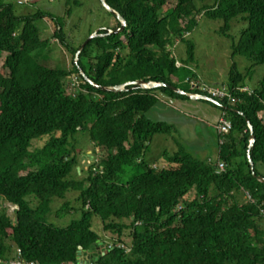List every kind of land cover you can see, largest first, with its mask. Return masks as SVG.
<instances>
[{
	"label": "trees",
	"instance_id": "1",
	"mask_svg": "<svg viewBox=\"0 0 264 264\" xmlns=\"http://www.w3.org/2000/svg\"><path fill=\"white\" fill-rule=\"evenodd\" d=\"M104 1L125 26L113 32L120 25L114 17L116 26L97 30L102 35L90 38L75 61L79 44L64 37L61 16L43 10L17 14L11 2L0 0V53L5 52L0 200L16 206L11 214L0 208V259L13 257L17 248L27 261L76 264L78 246L86 250L102 241L91 225L97 217L112 237L103 239L104 253L96 264H264L259 210L264 208V182L255 177H264L258 169L264 166V74L249 87L251 93L237 89L251 80L250 67L264 64V0H212L200 6L195 0ZM201 10L206 18L221 21L219 32L231 39V55L249 61L247 72L238 70L234 60L229 66L224 87L233 102L213 96L217 104L203 100L219 110L218 116L225 113L231 129L219 135L214 159L182 148L165 151L158 162L149 159V144L154 134L166 133L167 124L148 118L147 112L158 95L187 99L167 86L177 87L167 80L171 75L181 80L167 46L179 37L186 46L184 64L193 60V42L183 34L195 26L194 14ZM42 18L54 23L53 37L71 54V69L44 63L49 40L40 37L36 23ZM234 19L244 23L237 38L228 33ZM72 73L79 77L74 89L67 81ZM83 74L104 86L138 79L165 85L104 91ZM190 77L183 91L211 97L205 88L191 86ZM77 134L104 151L80 181L71 175L76 173ZM44 136L41 146L30 148ZM219 160L225 163L221 172L216 171ZM74 188L78 216L64 226L48 222L50 200ZM189 191L194 193L190 199Z\"/></svg>",
	"mask_w": 264,
	"mask_h": 264
},
{
	"label": "rangeland",
	"instance_id": "2",
	"mask_svg": "<svg viewBox=\"0 0 264 264\" xmlns=\"http://www.w3.org/2000/svg\"><path fill=\"white\" fill-rule=\"evenodd\" d=\"M6 1L13 4L14 11L17 14H31L37 10H43L61 16L63 20L62 28L64 37L68 42H72L74 46L82 43L91 33H95L101 28H112L116 26L117 23L114 16L108 14V11L103 7L100 0H27L23 3H19L18 0ZM195 1L199 6L201 4L208 5L212 3V0ZM168 5H171V3L169 2ZM194 17L197 21L195 26L189 32L183 34L185 39H189L193 42V60L184 64V58H186V46L179 37L175 36L171 39L167 48L171 50V54L176 59V62L174 63L175 67H179L177 68L178 71L176 70L175 73L181 77V80L173 79L171 73L165 71L164 73L167 77L171 75V79L167 80H171L177 85V87L175 86L176 90L187 88L186 81L184 80H186V76L190 77V70L195 73V77H190L191 79H189L193 81L194 88L201 89L202 87L208 88L211 86L224 87L232 60L236 61L237 69L241 72L246 71L249 61L240 55H231V39L220 34L219 27L222 24L220 20L206 18L203 15L202 10L196 12ZM36 23L39 27L40 37L48 38L49 40L46 48L42 52L44 54L49 53L47 54L44 63L47 66L71 69V54L61 46L56 38L53 37L54 23L47 18H42L41 21H37ZM243 26L244 23L242 20L234 19L230 23L228 33L234 38H237L240 29ZM107 31L109 33L110 30ZM4 55L5 52L0 53L1 71H3L1 64L4 60ZM83 60L86 61L85 58H83ZM185 68H188V70ZM249 70L252 73L251 80L247 79L245 84L247 87L251 88L264 74V64L250 67ZM78 78L79 77L73 73L67 76L68 84L69 86L72 85L73 89L79 82ZM200 83L201 86L199 85ZM161 85L165 84L163 83ZM167 86L169 87L173 85L168 84ZM163 98H166L165 94H163ZM181 103L184 108L181 112H186L185 116H179L177 114L168 115L165 110L160 108H157L156 110L150 109L147 112L148 118L155 121H162L167 124L165 129L166 133L154 134L152 136L149 144V159L155 158L160 162L161 155L165 151L168 154H171L177 149L188 150L194 156L199 158H203L206 154L213 153V148L210 143L211 129L209 126L206 127V117L211 119L217 108L203 100L190 99L188 97L187 99H183V101L181 100ZM203 114L205 116H203ZM47 138L48 137L44 136L34 140L30 148L34 149L41 146ZM201 144L206 145V147L200 149ZM74 145L77 165L75 167L76 173H72L71 175L75 181H80L86 177V170L89 168V165L92 166V164L98 160L99 156H103L104 151L100 150L99 147L94 146L87 140L86 136H82V134L76 135ZM258 169L264 172L263 165H259ZM77 195L78 190L74 188L67 190L63 197H54L51 199L49 203L50 210L46 213V220L57 226H64L68 224L71 219L76 218L78 216V207L80 205V202L76 199ZM193 195L194 193L189 191L186 197L190 199ZM65 202H68V210L66 211H64L65 208H63ZM32 203L35 204V201H32ZM0 208H5L7 214H11L15 209L13 204L7 203L3 200H0ZM91 221L92 229L98 231L102 236V239L107 240L106 238L112 237L110 232L102 231L101 224L97 217H92Z\"/></svg>",
	"mask_w": 264,
	"mask_h": 264
},
{
	"label": "water",
	"instance_id": "3",
	"mask_svg": "<svg viewBox=\"0 0 264 264\" xmlns=\"http://www.w3.org/2000/svg\"><path fill=\"white\" fill-rule=\"evenodd\" d=\"M101 4L103 5L104 8H106V10L108 12H110L118 21H120V25L117 29L113 30V32H119L120 30H122V28L125 26V20L124 18L117 12L115 11L113 8H111L104 0H100ZM97 34H100V33H97V31L95 33H91L90 35H88L86 37V39H84V41L82 43L79 44L77 50L75 51V55H74V60L76 61L77 57H78V54L80 52V50L82 49V47L84 46V44L92 37H94L95 35ZM83 77L86 81H88L89 83L92 84L93 87L95 88H99L101 90H104V91H120L123 89V86L124 85H127V84H134V85H138V86H141V87H144V88H150V87H154L156 85H161L163 84L162 82H157V83H153L151 81H144L142 79H138V80H134V81H127L125 82L124 84H118V85H113V86H104V85H100V84H97V83H94L92 82L90 79H87L86 76L83 74ZM169 88L173 89L174 91L176 92H179V93H185L188 95V97H191V98H198V99H204V100H207V101H210L212 103H215L217 104V101L206 96V95H199V94H193V93H186V92H183L181 90H176L175 87L173 86H169ZM249 127V138H250V143L249 145H251L253 143V140H254V136L252 134V130L250 128V125H248ZM248 161L251 165V169H252V162H251V158L248 156ZM253 175H255L253 172H252ZM259 181H263L264 182V177L262 176H255ZM97 244L94 245V249H93V245H90L88 249H86L85 251H82L81 249V246H78V249H77V256H76V260H77V264H96L97 263V259L98 257L100 256V252L102 250H104V247H103V244L101 241H97L96 242Z\"/></svg>",
	"mask_w": 264,
	"mask_h": 264
},
{
	"label": "built area",
	"instance_id": "4",
	"mask_svg": "<svg viewBox=\"0 0 264 264\" xmlns=\"http://www.w3.org/2000/svg\"><path fill=\"white\" fill-rule=\"evenodd\" d=\"M27 0H18L19 3H23ZM189 83L191 85H194L193 84V81L189 80ZM237 89L239 91H246L248 93H251V89L247 86H242V87H237ZM205 90H207V92L210 93L211 97H217V98H226L229 102H233L234 98L230 95L229 91H227V89L223 86H220V87H208V88H205ZM224 112H221L220 115L217 117V120H216V124H215V129H216V132L222 136V135H226L227 133H229L230 129H231V122L230 120L224 116ZM224 139L220 137L219 141L218 142H223ZM216 165V171L217 172H221L225 169V163L221 160L217 161L215 163ZM246 198L250 201H252L250 195L248 193H246ZM15 208V206H14ZM260 210V214L263 216L262 219H264V208H259ZM110 248V246H108ZM128 248L125 249V251H127ZM0 264H40L39 262H36V263H33V262H30V261H27L25 259H23L21 256H20V250L19 249H15L14 251V255L13 257L7 259V260H4V259H0ZM59 264H63V262H60ZM68 264H72L71 262H68Z\"/></svg>",
	"mask_w": 264,
	"mask_h": 264
},
{
	"label": "crops",
	"instance_id": "5",
	"mask_svg": "<svg viewBox=\"0 0 264 264\" xmlns=\"http://www.w3.org/2000/svg\"><path fill=\"white\" fill-rule=\"evenodd\" d=\"M190 93H194V92H190ZM186 96L188 97L187 94H186ZM188 98H190V99H198V98H191V97H188ZM181 100L182 99L169 98L168 96H166V98H163V95H158L157 103L151 109L152 110H156L157 108H160L162 110H165V112H167L168 115L177 114L179 116L180 115L181 116H185L186 112H181L184 109L183 106H182ZM202 100H204V99H202ZM218 114H219V110L216 109V112H215L214 116H212L211 119L206 117L207 118L206 127L209 126L210 129H211V135H210L211 141H210V143H211V146L213 148V153L212 154H206L204 156L207 159L208 158H211V159L213 158L214 159L216 157V155H217V150H218L217 139L219 137V134L216 132L215 123H216ZM203 116H205V115L203 114ZM210 143H209V145H210ZM204 147H206V145L201 144L200 149H203ZM102 241H104V240L102 239Z\"/></svg>",
	"mask_w": 264,
	"mask_h": 264
},
{
	"label": "bare ground",
	"instance_id": "6",
	"mask_svg": "<svg viewBox=\"0 0 264 264\" xmlns=\"http://www.w3.org/2000/svg\"><path fill=\"white\" fill-rule=\"evenodd\" d=\"M86 78H87V77H86ZM87 79H88V78H87ZM153 83H157V82H153ZM127 85H133V87H134V86L141 87V86L134 85V84H127ZM124 86H125V85H124ZM124 86H123V87H124ZM156 86H160V85H156ZM156 86H154V87H156ZM110 87H111V86H110ZM181 91H183V90H181ZM183 92H185V91H183ZM178 93H179V92H178ZM181 94H183V93H181ZM185 95H186V94H185ZM210 98H211V97H210ZM212 99H213V98H212ZM214 104H215V103H214ZM229 132H230V131H229ZM249 142H250V138H249ZM91 245H93V249H94V247H95L94 244H91ZM102 254H103V250L100 252V256H101ZM100 256H99V257H100ZM99 257H98V258H99ZM30 262L36 263V261H30ZM63 264H68V262H63Z\"/></svg>",
	"mask_w": 264,
	"mask_h": 264
},
{
	"label": "clouds",
	"instance_id": "7",
	"mask_svg": "<svg viewBox=\"0 0 264 264\" xmlns=\"http://www.w3.org/2000/svg\"><path fill=\"white\" fill-rule=\"evenodd\" d=\"M191 86H193V85H191ZM193 94H196V93H193ZM199 95H201L200 93H198ZM152 165H154V164H152ZM15 206V205H14ZM15 209H16V206H15ZM102 242V241H101ZM103 247H104V245H103Z\"/></svg>",
	"mask_w": 264,
	"mask_h": 264
}]
</instances>
